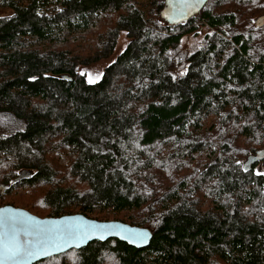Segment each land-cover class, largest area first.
Wrapping results in <instances>:
<instances>
[{
    "label": "trees",
    "instance_id": "obj_1",
    "mask_svg": "<svg viewBox=\"0 0 264 264\" xmlns=\"http://www.w3.org/2000/svg\"><path fill=\"white\" fill-rule=\"evenodd\" d=\"M0 0V207L151 230L35 264H264V0ZM102 23L88 40L73 37ZM202 37L184 45L183 36ZM131 38L101 80L81 66ZM65 43L53 47L55 44ZM56 44V45H57Z\"/></svg>",
    "mask_w": 264,
    "mask_h": 264
},
{
    "label": "snow or ice",
    "instance_id": "obj_2",
    "mask_svg": "<svg viewBox=\"0 0 264 264\" xmlns=\"http://www.w3.org/2000/svg\"><path fill=\"white\" fill-rule=\"evenodd\" d=\"M189 7V0H178ZM178 15L185 13L181 9ZM89 82H92L91 80ZM117 225H84L74 220L38 221L26 218L23 213L11 209L0 210V264H31L33 260L63 251L96 231L114 229ZM104 233L101 231L100 238Z\"/></svg>",
    "mask_w": 264,
    "mask_h": 264
},
{
    "label": "water",
    "instance_id": "obj_3",
    "mask_svg": "<svg viewBox=\"0 0 264 264\" xmlns=\"http://www.w3.org/2000/svg\"><path fill=\"white\" fill-rule=\"evenodd\" d=\"M208 0H189V7H183L178 0H165V13L167 17L170 18L173 22H180L183 20L188 19L193 14L199 12L207 3ZM183 10L185 13L184 15H178L177 13L180 10ZM7 186L4 184H0V192H2ZM2 209H11L13 212L23 213L26 218H31L32 220H38L42 222L46 221H64V220H74L78 223H82L84 225H117V228L114 229H104L101 230L104 233L103 238H100L101 231H96L91 238L83 240L79 246L73 245L72 247H67L63 251H57L52 253V255L47 257H40L39 259L33 260L31 264H35L43 259L49 258L51 256H55L61 253H65L71 249H82L86 247L92 241H107L113 238H116L122 242H126L131 246L138 247V248H145L147 247L152 238L153 234L150 229L141 227V226H134L129 223L120 221V220H98L95 218H91L86 216L83 213H76V214H67L59 217L55 216H48V217H41L38 216L25 208H20L12 205H5L1 206L0 210Z\"/></svg>",
    "mask_w": 264,
    "mask_h": 264
},
{
    "label": "rangeland",
    "instance_id": "obj_4",
    "mask_svg": "<svg viewBox=\"0 0 264 264\" xmlns=\"http://www.w3.org/2000/svg\"><path fill=\"white\" fill-rule=\"evenodd\" d=\"M140 1L143 3L142 5H145L149 2V0H140ZM62 3L63 0H49L48 3L41 8V12L53 14L62 8ZM11 12L12 11L10 9H0V16L9 15L11 14ZM99 19L100 20L98 24L94 25L97 27L95 28L90 27L86 31H82L80 35H78L77 37H73L71 41H75L78 38H81L82 41L88 40V36H87L88 34L99 30L101 28L102 23L108 24L111 23L112 21L111 17L107 18L106 20H102V17ZM197 32L198 33L196 35L194 33L185 34L182 39L183 44L188 46L194 43V41L200 39L203 33L205 32V28H202ZM130 40L131 38L127 35V33L123 32L111 56L99 62L86 66H81L80 72L86 75L88 81L90 80L92 81L90 83H95L101 80L106 68L110 64H112L117 59L119 54H121L125 50ZM56 44L53 47L61 46L65 43H58L57 45ZM24 127H25L24 120L15 117L13 114L7 111H0V133H11L17 129H23Z\"/></svg>",
    "mask_w": 264,
    "mask_h": 264
},
{
    "label": "built area",
    "instance_id": "obj_5",
    "mask_svg": "<svg viewBox=\"0 0 264 264\" xmlns=\"http://www.w3.org/2000/svg\"><path fill=\"white\" fill-rule=\"evenodd\" d=\"M95 27H97V26L91 25V28H95Z\"/></svg>",
    "mask_w": 264,
    "mask_h": 264
}]
</instances>
